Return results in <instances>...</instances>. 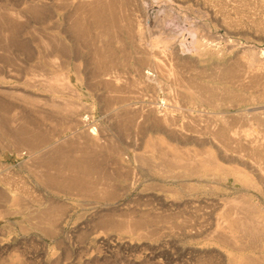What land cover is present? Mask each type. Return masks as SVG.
I'll list each match as a JSON object with an SVG mask.
<instances>
[{
    "label": "bare ground",
    "instance_id": "6f19581e",
    "mask_svg": "<svg viewBox=\"0 0 264 264\" xmlns=\"http://www.w3.org/2000/svg\"><path fill=\"white\" fill-rule=\"evenodd\" d=\"M7 1L17 9L7 7L8 3L0 6V124L4 125L0 128L8 125L3 133L11 139L10 146L18 155L21 149L28 155L24 162L30 169L23 166L30 170L35 190L42 187L75 196L78 202H69L67 208L89 204L92 214L98 211L92 221L96 223L102 209L117 207L130 213L121 202L141 177L155 181L157 188L177 184L182 193L172 199L176 212L164 214L171 225L163 229L168 234L199 235L207 245L195 251H216L212 261L199 257L196 264H264V50L259 54L251 47L239 48L244 55L237 57L239 52L231 47L220 49L209 35L212 32H204L208 26L201 28L198 22L182 29L177 39L170 38L168 45L157 33L145 31L139 0ZM171 1L184 16L211 12L225 29L237 32L248 25L264 33V20L260 23L257 17L264 9L260 0ZM81 70L101 90L106 110L102 109L119 124L123 139L132 144L133 135L143 136V146L137 144L144 147L142 152H135L136 145L135 153L125 157L121 147L116 148L118 143L103 138L105 128L100 133L89 125V115L83 112L86 103L71 79L72 74L79 79ZM109 142L114 146H107ZM27 188L10 193L0 186V207L5 202L27 206L36 217L27 215V219L59 231L66 217L58 214L59 203L50 197L57 206L50 201L48 207L30 205L42 191L36 194L30 187L33 196ZM98 203L104 207L99 209ZM112 209L108 212L113 215ZM137 210L135 216L131 212L133 221L127 214L134 227L147 230L166 220L163 214L164 220L149 219L148 209L137 215ZM104 212L98 219L103 227L123 228L117 211L115 220ZM145 213L149 218L142 217ZM113 238L127 243L125 236Z\"/></svg>",
    "mask_w": 264,
    "mask_h": 264
},
{
    "label": "rangeland",
    "instance_id": "374dc122",
    "mask_svg": "<svg viewBox=\"0 0 264 264\" xmlns=\"http://www.w3.org/2000/svg\"><path fill=\"white\" fill-rule=\"evenodd\" d=\"M139 1H140V8L142 7L141 8L142 10L140 9L141 10L142 25H143L145 31L147 32V34L150 33L148 35H151V34L154 35L157 33L156 35L158 36V38L159 39L161 38L162 41H164L168 45L170 44L169 41L178 38L177 36H179V33L181 32L182 29H184V28L187 29V27H189L190 25L194 26L195 22L196 23L198 22L197 24L200 27L202 26L201 28H203V26H206V27L208 26L207 28H203V30L208 29V31L204 30V32L208 33V34L210 32H212L209 35L214 36V39H213L214 43H216V45L222 50L231 47V48L235 49V51L239 52V50L241 48L243 49L244 47H251L250 50L258 51L259 54L262 50H264V33H262L261 31L256 32L254 29L249 28L248 25L244 26L243 27L244 29L237 30V32H236L235 30H231L229 28L225 29V27H222L220 22L215 17H213V14L211 12L210 13L204 12V10H203L204 13L201 16L203 18L198 17L193 13H188L187 16H184L183 13H180L179 11H177L178 10L177 7L175 6V4L172 3V1L170 2V0L169 1L168 0H139ZM260 2H263V4H264V0H260ZM0 3H2L0 6H4L6 3H8V4H6L7 7H13L14 9H17V6H15L12 1L4 2V0H1ZM263 10H264L263 8H261V10L260 9L258 10V13H257L258 16L257 17H258L259 21L264 20V15H263L264 11ZM204 14L206 16H204ZM175 22L177 24H175ZM200 22H201V25H200ZM263 22L264 21H262V26L264 27ZM260 23H261V21H260ZM205 24H207V25H205ZM145 26H146V28H145ZM176 28H177V30H176ZM159 34H160V36H159ZM170 38H172V39L170 40ZM170 45H172V43ZM185 46H188V44H186V45L184 44V47ZM171 47L173 48L174 46H171ZM243 51L246 52L245 49ZM185 53H188V51H186ZM242 55H244V54L242 53ZM242 55L239 52L237 57L242 56ZM79 69H82V67H80ZM84 72L85 71L81 70V72L79 73L80 74L79 79L74 74H72L71 79H72L73 83L75 84L76 88L79 90V92H81L83 103H86L85 108L83 109V112L85 114H87V116L89 115L88 116V118H89L88 122L90 121L89 125H91V127L95 126V128L98 129L96 131H99L100 133H103L100 130L105 128L104 129L105 131L104 130H102V131L105 132L104 134L106 136L104 134H101L102 136H104L103 138H105V139L109 138L108 141L114 142V143H112L114 145H117L115 143H118L117 147L116 146L115 147L116 148L121 147L122 150L121 149L120 150L122 152H124L122 154H124L125 157L129 158L132 153L142 152L144 147H142L143 144H142L140 138L141 137L143 138V136H141V134H137L138 136L133 135L132 139L135 137L138 140L140 139V141H138L137 139L134 138L132 144H129L128 141H125L123 139L124 137L121 136V134L119 133V132H121V130H120L121 127L119 126V124H117L116 121L113 120L112 117H110V115H108V111H104V110H106V108L103 107V106H105L104 102H103L104 99H100V98H104L103 94L100 93L101 90H99L97 88V86L94 87L92 77H89L90 75H87L88 72H86V73H84ZM86 78H88V79L86 80ZM90 79L92 80V82ZM88 80H90V81H88ZM89 83H90V85H89ZM92 83H93L94 88L91 86ZM88 86H90V88H88ZM97 94H101L102 96L100 97L98 95L99 96L98 97ZM159 102H161L160 99L158 100V104H159L158 106L162 105ZM134 104L139 105L137 100L134 101ZM88 105H89V107L87 108L86 106H88ZM102 108H104V110ZM102 110H103V112H102ZM106 119H108V121L110 123L106 122ZM48 122L49 121H46L45 123H48ZM53 123H55V122H53ZM106 123H108V124H106ZM2 125L3 124H0V127H2ZM99 125H103V126L101 127ZM98 126L100 127V129L98 128ZM7 128H9L8 125H6V127H3V129H6V131H7ZM113 128H114V130H113ZM0 129H1L0 130L1 131L0 136L2 133L3 134L2 138L5 139V140L3 139L4 141H2V139L0 138L1 139L0 142H2L3 147H4V143L8 142L5 144V145L8 144V146H6L4 148H2V146H0V174L2 173V175H0V177H1L0 186L3 187L5 190L9 191L10 193H19L20 189H23V187L24 188L28 187L27 189H30L29 191H32L30 193H32L33 196L38 194L37 193L38 190H39V192L42 191L41 192L42 194L39 193L38 194L39 197L36 195L35 196L36 198L34 197V199H33L34 201H32L29 204L33 205V206H39L40 204H42V205H45L48 207L47 204L54 201L53 199H55V202H57V205H58V203L60 205V206L58 205V208L56 209L58 211L60 209V211H61V212L59 211L58 214H60V215L65 214L66 215V217L63 216L64 220L61 224L59 231L57 230L58 233H57L55 228H53L52 226H50L49 224H46V223L40 224L39 226L44 227V225H45V228H48V229L44 228V230H41L43 227L37 226L36 220H34L32 217H29L31 214L27 212V210H26L27 206H22L20 204L21 207H19L20 205L18 204V206H17V204L15 202H8V203L5 202V204H3V206L6 207V210L3 206L0 207V210L4 209V211L3 210L1 211L3 213H0L1 214L0 215L1 216L0 217V264H196V263H198L197 260H199V257H200V260H201V258L202 259L206 258L205 259L206 261H207V257L208 258L211 257V259H210L211 261H212V258H215L214 252H216V251L211 252V250H210V251H206L205 253L204 252L202 253L200 251H198V252L195 251L196 247H197L196 248V250H197L198 248L199 249L202 247L204 248L207 245L205 243V241L202 240L201 236L197 235V237H196V235H194L193 233H190V235H188L189 233L184 234L183 232L180 233V231H179V235H178V232L175 233V234H177V235H175V234H168V231H166L168 229V226L171 225V220L168 221L167 217L171 216V214L173 215V212L174 213L176 212L175 211L176 205L174 203L172 204V199H174V198L178 199L177 197L182 193L181 188L177 184L166 183L168 186V189L177 190L176 192H173V194H172V192L170 190L166 191V190H168L166 187V184L162 185L163 187L165 186V188L161 187L159 184L158 187L160 186V188H161L160 189V188H157V186L155 185L156 184L155 181L154 182L151 180L145 181V178L141 177L140 180L135 185V187H132L127 192V194L124 196V199H122V202H121V204L123 202L126 203V208H130V213H128V211H126L127 213L123 212L124 210L121 208H117V207L114 209L111 208L113 212L117 211L116 213L117 214L119 213V215H117L114 212L115 215H117V217L119 218L118 219L116 217V220L118 219L121 221V219H122V221L121 222L119 221V222L123 223L122 227L124 228V229L123 228L120 229L121 227H119V229L117 228V231H115L116 226L114 227L112 225L114 227L113 228L111 226V224H110V226H108L107 224L106 225L104 224V226H106V227H103V224H101V221L100 220H99L100 222L98 221V219H101V217H103L101 212H103L105 214L104 210L112 213L110 208L102 209L103 211H101L99 213V218L97 219L98 214H96V213L98 211H95L92 214L91 211H93V209L88 208V207H90L89 204L77 206L73 210H70L67 208L69 202H71V203L78 202V201H76V198H74L75 196H71L69 194H56V193L50 192L49 190L44 189L42 187H40L41 190L38 187H36V190H35V187L33 186V180H32L33 178L30 175V170H29L30 166L28 165V162L25 163L26 161H28V159H27L28 155L26 153H24L25 150H23V149L20 150V152L22 151L21 152L22 155H18V151L16 149H14L15 146H12V145L10 146V140L11 139L7 138L8 135L6 133H3L4 131L2 128H0ZM115 130H117L118 132ZM106 131H108L107 133L109 135L106 133ZM115 132H116V134H115ZM110 135H111L112 139H110V137H107ZM114 139L117 140V142L114 141ZM138 142H140L139 144H141L142 146L137 145ZM110 143L111 142H109V144L107 146H109ZM172 143L174 145H176L174 142H172ZM114 145H110V146H114ZM9 146H10V148H8L9 150H7L6 148ZM133 147H135L137 151L135 150V152H134L133 150L135 148L133 149ZM24 160H26V161L24 162ZM23 164H25L24 166H28L29 169H28V167H24ZM129 164L134 165L131 162V160L129 161ZM1 171H4V172H1ZM16 172L18 175L16 174ZM5 173L8 176L11 173H13L14 175L13 174L10 175L9 179H7L8 176ZM27 173H28V175H26ZM95 175L98 176L97 174H95ZM5 176H6V178H4ZM11 176H13V179L12 178L10 179ZM14 176H15V178H14ZM17 177H19L20 180H22V181L19 180L21 182V184L18 181L19 178L17 179ZM2 179L3 180L6 179L7 181L8 180L9 181L6 182V180L3 181ZM14 179H16V180H14ZM12 180L19 182V184L22 185V188L20 185H18V183L16 184ZM10 182H11V184L9 185ZM13 182L15 183L14 185L16 187H14V185H12ZM151 182H152V184H151ZM2 184H3V186H2ZM27 184H29V185H27ZM146 184H148L149 186H147ZM18 186H20V187H18ZM145 186H147V187H145ZM10 187H13L16 189L14 190L13 188H10ZM30 187L36 191V194H34L35 191L33 192V190H31ZM149 187H150V189H149ZM160 192H162V193H160ZM42 195H44V196L42 197ZM37 197H38V199H37ZM50 197L53 199H51ZM254 197H255V200H257V201L261 200L260 203H262L261 197H260V199L257 198V196H254ZM42 201H45V202H42ZM48 201H50V202L48 203ZM170 201H171V203H170ZM55 202L54 203L52 202L53 204L50 203L49 206H51V204H52V206L56 205ZM65 202H66V205H65ZM63 204L66 206V210H64V211H63V209H65V207L63 206ZM97 205L99 206L98 207L99 209L104 207V204L98 203ZM121 206L123 208L125 206V204H122ZM62 207H64V208H62ZM137 207H139L138 210H137ZM131 209H133V210H131ZM147 209L149 210V212L151 210V212L149 214L150 218H149L147 213H145L146 215L143 214L142 217L147 216V218L152 219V220H158L160 218L162 220H164L162 217L164 214L166 215V212H167V214H168L167 217L164 215L166 220L157 224V225H151L152 228H148V226H147L146 228H148L147 230H149V231H147L145 229V227H144V229H143V227H140V228L134 227L133 223L131 222V221H133L132 218H135V217H133L134 210H137L135 212V214L138 215L140 213V210H147ZM10 210L11 211L15 210V211L10 212ZM5 211H6V214H4ZM158 211H159V213H157ZM160 211H162V212H160ZM63 212H65V213H63ZM109 212H108V214L112 215ZM131 212L133 213V215ZM8 213H9V215H8ZM114 213H113V215H114ZM86 214H89V215H87L88 217L86 216ZM127 214H129V215L131 214L130 215L131 221H129L130 218H129V215H127ZM27 215H29L28 219L30 218L31 221L26 218ZM90 215H91V218H90ZM109 215L107 216V214H106V216L104 215V217H106L107 220H112V218L114 219L115 216L112 215V218H111V216L109 217ZM31 216H33V215H31ZM93 216H97V217H95V220L98 222V223L96 222L97 226H96L95 221L92 222L94 220ZM156 216L157 217L159 216L160 218H157ZM33 217H35V216H33ZM92 217H93V219H92ZM108 217H109V219H108ZM23 218H25V219H23ZM125 218H127L128 220ZM26 219H27V221H26ZM35 219H36V217H35ZM102 219L104 220V218H102ZM83 220H85V221H83ZM86 220H88V221H86ZM124 220H126L127 222ZM31 222H32V224H31ZM124 223H125V225H124ZM19 225H21V226H19ZM159 225H162L161 228ZM153 226L155 228H153ZM165 226L167 229L165 228ZM133 227L138 229V230L134 229ZM163 228H165L166 230ZM53 230H55L56 232ZM141 230L142 231L144 230V231L142 232ZM52 232H54V236H53ZM163 232L165 234H163ZM182 233L184 234L183 237L181 235ZM112 234H113V236L111 239ZM115 234L127 237L126 238L127 243H126V240L122 241V244H121V242L116 241L113 238L115 236ZM95 236L98 238L101 236L102 237L99 239L96 238V240L94 242L90 243L89 242L90 238L95 237ZM128 237H129V239H128ZM178 238H179V240H178ZM117 243H120V244H117ZM179 245H180V247H179ZM199 252H200L199 256L196 255ZM12 259H13V261H12ZM211 261L208 260V262H211Z\"/></svg>",
    "mask_w": 264,
    "mask_h": 264
}]
</instances>
